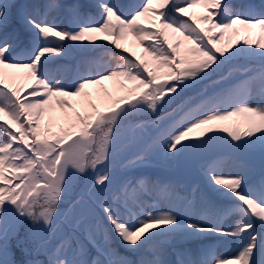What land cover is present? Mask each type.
<instances>
[{"label": "snow or ice", "instance_id": "1", "mask_svg": "<svg viewBox=\"0 0 264 264\" xmlns=\"http://www.w3.org/2000/svg\"><path fill=\"white\" fill-rule=\"evenodd\" d=\"M0 264H264V0H0Z\"/></svg>", "mask_w": 264, "mask_h": 264}, {"label": "trees", "instance_id": "2", "mask_svg": "<svg viewBox=\"0 0 264 264\" xmlns=\"http://www.w3.org/2000/svg\"><path fill=\"white\" fill-rule=\"evenodd\" d=\"M192 11L199 13L202 11V8L198 7L195 9H192ZM254 35L258 37L259 32L258 30H254ZM128 45L133 47L137 52H140L141 49L137 46L136 42L129 38ZM119 88V85L116 82H105L103 85H96L88 89L89 92L93 93V98H96L98 95L103 96L104 90L107 89L109 92H115Z\"/></svg>", "mask_w": 264, "mask_h": 264}]
</instances>
